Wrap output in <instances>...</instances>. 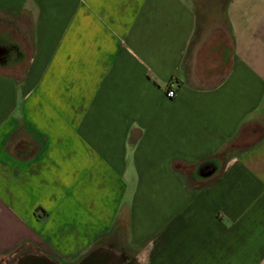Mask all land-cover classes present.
<instances>
[{"label": "crops", "instance_id": "obj_1", "mask_svg": "<svg viewBox=\"0 0 264 264\" xmlns=\"http://www.w3.org/2000/svg\"><path fill=\"white\" fill-rule=\"evenodd\" d=\"M101 249L264 264V0H0V264Z\"/></svg>", "mask_w": 264, "mask_h": 264}, {"label": "water", "instance_id": "obj_2", "mask_svg": "<svg viewBox=\"0 0 264 264\" xmlns=\"http://www.w3.org/2000/svg\"><path fill=\"white\" fill-rule=\"evenodd\" d=\"M15 264H55L40 256L26 255L17 259ZM78 264H121V259L114 253L101 249L87 255Z\"/></svg>", "mask_w": 264, "mask_h": 264}, {"label": "built area", "instance_id": "obj_3", "mask_svg": "<svg viewBox=\"0 0 264 264\" xmlns=\"http://www.w3.org/2000/svg\"><path fill=\"white\" fill-rule=\"evenodd\" d=\"M166 96L168 98H173L175 96V92L172 90V89H169L167 92H166Z\"/></svg>", "mask_w": 264, "mask_h": 264}, {"label": "rangeland", "instance_id": "obj_4", "mask_svg": "<svg viewBox=\"0 0 264 264\" xmlns=\"http://www.w3.org/2000/svg\"><path fill=\"white\" fill-rule=\"evenodd\" d=\"M16 259H17V258H13V264H15V263H16Z\"/></svg>", "mask_w": 264, "mask_h": 264}]
</instances>
